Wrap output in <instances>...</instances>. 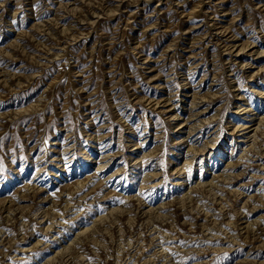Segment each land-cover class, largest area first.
I'll list each match as a JSON object with an SVG mask.
<instances>
[{"label":"rangeland","instance_id":"374dc122","mask_svg":"<svg viewBox=\"0 0 264 264\" xmlns=\"http://www.w3.org/2000/svg\"><path fill=\"white\" fill-rule=\"evenodd\" d=\"M0 264H264V0H0Z\"/></svg>","mask_w":264,"mask_h":264},{"label":"bare ground","instance_id":"6f19581e","mask_svg":"<svg viewBox=\"0 0 264 264\" xmlns=\"http://www.w3.org/2000/svg\"><path fill=\"white\" fill-rule=\"evenodd\" d=\"M51 226V225H50Z\"/></svg>","mask_w":264,"mask_h":264}]
</instances>
